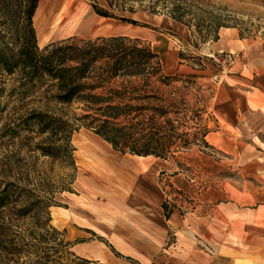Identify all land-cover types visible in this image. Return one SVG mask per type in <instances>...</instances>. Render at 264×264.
I'll list each match as a JSON object with an SVG mask.
<instances>
[{
  "label": "rangeland",
  "instance_id": "obj_1",
  "mask_svg": "<svg viewBox=\"0 0 264 264\" xmlns=\"http://www.w3.org/2000/svg\"><path fill=\"white\" fill-rule=\"evenodd\" d=\"M60 1L0 0V43L18 56L36 45L42 56L55 42L84 46L99 37L124 36L116 42L120 48L151 49L167 74L185 75L187 81L174 82L178 92L172 95L176 103L168 116L173 125L166 117L159 119L163 134L174 140L168 143V159L148 158L160 163L168 210L179 207L187 213L196 207L191 195L172 188L170 177L178 173L198 189L235 181L264 197V93L252 88L250 66L241 74L230 58L208 55V45L222 27L237 28L264 51V0H75L62 24L65 33L43 39L56 28L51 22L45 29L53 12L46 7ZM34 5L31 27L27 16ZM28 71L21 65L14 74L0 73V195L7 196L0 208V264H101L72 249L80 239L72 237L79 227V206L121 193L109 187L119 181L96 170L104 157L137 158L114 150L82 126L77 117L83 110L58 102L49 76L29 82L24 78ZM39 114L65 119L69 129L57 121L55 129L44 132L47 119ZM70 125L78 127L70 134L75 150L64 155L56 146L67 143ZM48 146L55 148L53 155L44 154Z\"/></svg>",
  "mask_w": 264,
  "mask_h": 264
},
{
  "label": "crops",
  "instance_id": "obj_2",
  "mask_svg": "<svg viewBox=\"0 0 264 264\" xmlns=\"http://www.w3.org/2000/svg\"><path fill=\"white\" fill-rule=\"evenodd\" d=\"M255 46L237 28L222 27L208 55L230 58L241 74L250 66L252 88L264 93V51ZM151 157L121 160L115 154L110 159L119 161L104 157L98 164V174L119 181L109 187L121 193L80 204L83 213L72 232L80 237L72 244L78 257L101 264H264V197L256 189L235 181L198 189L174 174L172 188L191 195L196 207L187 213L176 207L167 215L161 166Z\"/></svg>",
  "mask_w": 264,
  "mask_h": 264
},
{
  "label": "trees",
  "instance_id": "obj_3",
  "mask_svg": "<svg viewBox=\"0 0 264 264\" xmlns=\"http://www.w3.org/2000/svg\"><path fill=\"white\" fill-rule=\"evenodd\" d=\"M34 6L27 16L31 27L37 7ZM102 15L117 17L109 12ZM174 18L181 20L175 16ZM120 19L138 23L125 16ZM218 39L219 30L213 41ZM123 40L124 36L99 37L85 42L84 46L65 41L55 42L47 45L42 56L38 54L36 45L33 51L28 54L23 51L20 54L22 56H18L0 43V73L14 74L17 67L23 65L24 69L29 70L24 74L29 82L49 76L52 87L56 89L55 99L65 105L76 104L83 110L77 120L108 142L114 150L123 154L154 155L168 159V143L174 140L173 136L163 134L165 127L160 124L159 119L166 117L168 125H173V119L168 116L174 111L176 103L172 95L178 92L174 88V82L187 80L181 73L167 74L160 56L151 49L144 51L138 46L131 49L117 46L116 42ZM182 102L185 103V98ZM181 111L177 108L176 113ZM39 115L47 119L42 123L44 132L55 129L52 125L57 121L69 129V122L65 119L53 114ZM70 127L67 143L56 146V149H60L58 153L71 155L75 150L70 145V134L78 127ZM182 137L184 135H179L178 139ZM53 149L55 150L48 146L44 154L53 155ZM64 190L71 191L72 188ZM6 197L0 195V208L5 205ZM164 207L169 215L171 211L166 203ZM116 254L120 255L118 252Z\"/></svg>",
  "mask_w": 264,
  "mask_h": 264
},
{
  "label": "bare ground",
  "instance_id": "obj_4",
  "mask_svg": "<svg viewBox=\"0 0 264 264\" xmlns=\"http://www.w3.org/2000/svg\"><path fill=\"white\" fill-rule=\"evenodd\" d=\"M74 3L75 0H61L58 4H56V6L49 4L48 7H46V10L52 9L53 12L51 15H48L47 21L44 23L45 29L51 22L56 23V28L51 33H45L43 39L58 37L59 35L65 33L66 28L62 24L64 19L72 13ZM135 158H137L138 161H141L144 156L136 155ZM86 251H88V249H86ZM92 251L94 252V250Z\"/></svg>",
  "mask_w": 264,
  "mask_h": 264
}]
</instances>
